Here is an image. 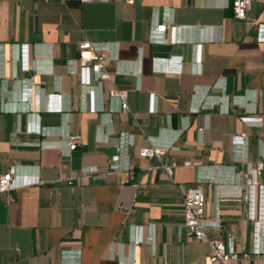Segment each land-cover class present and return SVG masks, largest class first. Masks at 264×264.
I'll list each match as a JSON object with an SVG mask.
<instances>
[{
    "label": "crops",
    "instance_id": "obj_1",
    "mask_svg": "<svg viewBox=\"0 0 264 264\" xmlns=\"http://www.w3.org/2000/svg\"><path fill=\"white\" fill-rule=\"evenodd\" d=\"M231 3L0 0V176L39 179L0 193V264H264V175L249 171L264 160V0L245 21ZM84 41L111 58L95 112ZM145 147L177 165L170 177ZM124 157L130 170L112 168ZM183 185L204 193L207 239L247 259L209 261Z\"/></svg>",
    "mask_w": 264,
    "mask_h": 264
},
{
    "label": "built area",
    "instance_id": "obj_2",
    "mask_svg": "<svg viewBox=\"0 0 264 264\" xmlns=\"http://www.w3.org/2000/svg\"><path fill=\"white\" fill-rule=\"evenodd\" d=\"M82 2H87L88 0H81ZM136 0H124L128 5H132ZM251 6V0H232L231 7L233 11L234 19L237 21H245L247 19V14ZM165 26H159L158 29H164ZM111 58L108 53L103 50H98L93 46L92 43L84 41L80 44L79 53V70L78 79L81 86L89 89L88 97L90 103V112H95V94L91 90V86L96 81L110 80L111 75L105 70V65L109 63ZM109 96L111 98H116L121 104V110L123 112L128 111V106L126 103L127 92L125 90L112 89L109 91ZM24 100L27 99L26 96L22 97ZM154 102V100H153ZM153 108V107H152ZM249 125V123H246ZM237 139L241 144L245 142V136H237ZM67 146L69 150H74L76 148V139L70 138L67 140ZM139 156L141 158L151 159L158 158L160 160L159 169L167 174L169 177L172 175L173 170L177 167L175 163L164 162L163 156L165 151L159 150L154 147H145L139 150ZM185 165H188L186 163ZM112 168L121 170H130L129 160L127 157L122 159L120 166L112 165ZM95 171V170H92ZM249 171L253 172L258 176L264 175V160L258 162L255 169L249 167ZM238 176L243 179L246 174L243 172H238ZM39 184L38 177H30L17 175L13 172H7L0 176V193L10 194L12 191L17 190L24 186H32ZM261 192H264V187H260ZM181 202L183 205V225L189 230L191 235L197 240H206L210 247L209 261L211 263L216 262H229L238 261L240 258L247 259L248 254L243 251L242 254H237L229 252L225 245L219 240H208L206 231L213 226V222L208 220L205 216V196L200 187L191 188L186 185L180 187ZM8 199L11 197L8 195ZM252 218V217H251ZM218 227H221L218 225ZM254 256H262L259 249L253 252Z\"/></svg>",
    "mask_w": 264,
    "mask_h": 264
}]
</instances>
